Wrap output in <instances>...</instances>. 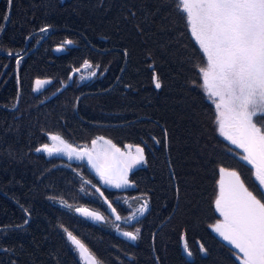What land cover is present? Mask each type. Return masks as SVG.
<instances>
[{
	"label": "trees",
	"instance_id": "obj_1",
	"mask_svg": "<svg viewBox=\"0 0 264 264\" xmlns=\"http://www.w3.org/2000/svg\"><path fill=\"white\" fill-rule=\"evenodd\" d=\"M45 25L50 30L39 32ZM0 26V246L13 249L0 252V264H81L65 228L102 264H240L209 227L218 219L219 167L238 171L250 190L257 185L217 133L200 86L205 58L175 0H0ZM65 40L73 43L57 52ZM85 60L96 76L77 83ZM37 79L50 82L33 91ZM48 133L77 148L97 137L140 146L146 163L129 174V189L109 190L85 162L36 152ZM85 181L96 199L81 191ZM125 196L148 201L137 221H123ZM105 199L123 231L140 229L136 241L114 231ZM77 207L106 220L95 224ZM25 218L23 228L12 227Z\"/></svg>",
	"mask_w": 264,
	"mask_h": 264
},
{
	"label": "snow or ice",
	"instance_id": "obj_2",
	"mask_svg": "<svg viewBox=\"0 0 264 264\" xmlns=\"http://www.w3.org/2000/svg\"><path fill=\"white\" fill-rule=\"evenodd\" d=\"M10 6L13 0H7ZM178 12L185 14L186 24L191 36L206 58V65L198 66L202 77L200 85L216 110L215 123L219 135L235 149H240L239 159L251 166L254 177V190L246 186L236 170L219 167L218 194L214 200L215 212L222 219L209 225L223 241L235 251L233 255L240 264H264V0H175ZM134 15V13H133ZM7 15L3 19L7 20ZM51 25L39 29L47 33ZM0 31H3L0 26ZM27 39V38H26ZM73 41L65 40L55 50H64V45ZM9 55H19L9 51ZM21 59H17V65ZM85 68L92 65L85 60ZM96 73H90L95 76ZM71 78V77H70ZM48 80L37 79L33 91L39 90ZM155 88H161L158 76L154 73ZM51 144L45 143L35 149L48 156L63 154L69 160H87L95 170L99 180L105 185L117 189L131 186L129 172L137 165L146 163L144 149L140 146L132 151V145H126L127 152L121 151L111 140L97 137L92 141V149H78L66 142L60 134L48 133ZM165 140L167 131L165 130ZM102 142L100 148L97 145ZM229 152L233 149L229 148ZM88 183V181H85ZM100 192V189H96ZM103 196V193H100ZM54 199V197H49ZM111 209L116 221L122 219L116 208L107 199L104 201ZM66 202L61 200V204ZM127 203V201H125ZM71 208V205H68ZM26 217L30 211L21 205ZM148 209V201L127 217L131 221L137 214L143 216ZM75 211L95 221H105L106 217L85 207ZM29 223L25 218L22 224L12 227L23 228ZM119 228V225H116ZM0 228V231H5ZM67 240L79 253L86 264H102L71 231L64 229ZM140 229L122 231L121 235L129 241L138 239ZM182 240L185 238L182 236ZM13 249L0 246V252L9 253ZM184 253L191 258L193 252L188 243H183ZM199 251L206 252L203 244ZM10 264H17L11 260Z\"/></svg>",
	"mask_w": 264,
	"mask_h": 264
},
{
	"label": "rangeland",
	"instance_id": "obj_3",
	"mask_svg": "<svg viewBox=\"0 0 264 264\" xmlns=\"http://www.w3.org/2000/svg\"><path fill=\"white\" fill-rule=\"evenodd\" d=\"M191 34V33H190ZM192 37V36H191ZM192 39H193V41L195 42V44L197 45V47L199 48V46H198V44L196 43V41H195V39L192 37ZM201 51V50H200ZM203 54V53H202ZM84 65V64H83ZM82 65V67L80 68V69H78V71H77V73L74 75L75 77H76V81H77V83H85V82H87V81H90V80H92L95 76H90V73H92V72H97L96 71V69H94L93 67H90V68H85L84 66ZM205 65H206V58H205ZM73 78V77H72ZM201 79H202V77H201ZM202 83H203V81H202ZM207 97V96H206ZM207 100L210 102V103H212V101L207 97ZM212 105L214 106V104L212 103ZM214 108H215V106H214ZM215 114H216V110H215ZM216 128H218V126H217V124H216ZM217 133H218V135H219V132H218V130H217ZM219 137L220 138H222L223 140H224V138L222 137V136H220L219 135ZM224 141H226V140H224ZM227 142V141H226ZM52 142L49 140V144H51ZM228 143V142H227ZM229 144V143H228ZM230 145V144H229ZM102 146V142H100L98 145H97V147L98 148H100ZM230 146H232L234 149H235V146H233V145H230ZM79 149H80V147H78ZM81 148H87V149H92V142L90 143V145H86V146H83V147H81ZM121 149V151H124V152H127L129 149H127L125 146L124 147H122V148H120ZM237 152H238V154H241V150L240 149H235ZM132 151L134 152L135 151V147L133 146V148H132ZM44 153V152H43ZM46 154V153H45ZM47 155V154H46ZM48 156V155H47ZM58 156H60V155H58ZM61 157L63 158V159H65V160H67L68 162H71L72 160H69L68 159V157L66 156V155H61ZM74 162H82L81 160H74ZM246 163V162H245ZM144 164H142V165H137L135 168H133L132 170H130V173L132 172V171H134L135 169H137V168H139V167H142ZM250 166V165H249ZM96 178H97V180L99 181V183L101 184V186L102 187H104V188H107V189H109V190H127V189H129L130 188V186H125V187H121V188H119V189H117V188H115V187H112L111 185H105V184H103L100 180H99V177L95 174L94 175ZM219 178H220V174H219ZM81 191L83 192V194L85 195V196H87V197H89V198H91V199H96V196H95V194L92 192V187L88 184V183H84L83 184V186H82V188H81ZM217 194H218V191H217ZM124 201H123V204L125 205V206H127V208H129L130 209V214H128V216H130V215H132L134 212H135V210L138 208V207H140L141 206V204L144 202V200L145 199H143V198H138V199H133V198H129V197H126L125 196V198L123 199ZM125 201H127V203H125ZM59 204V203H58ZM66 208H67V206H66ZM75 213H77L76 211H75ZM77 214H79V213H77ZM101 214V213H100ZM217 214V216H218V219H222L220 216H219V214L218 213H216ZM80 215V214H79ZM82 216V215H81ZM84 217V216H83ZM86 219H88V220H90L91 222H93V223H95V224H97V223H101V222H104V221H95V220H93V219H91L90 217H85ZM123 221H127L126 219H124ZM122 220H120V221H116V220H114V222H112V228L114 229V231L117 233V234H119V235H121V232L123 231L121 228H120V226H119V228H117L116 227V225H120L122 222H123ZM121 222V223H120ZM215 234V233H214ZM122 236V235H121ZM67 238V237H66ZM125 238V237H124ZM127 239V238H126ZM72 246V245H71ZM72 248H73V250H74V247L72 246ZM74 252L76 253V255H77V257H78V259H79V261L81 262V264H86V261H83V260H81V258H80V256H79V253L77 252V251H75L74 250Z\"/></svg>",
	"mask_w": 264,
	"mask_h": 264
},
{
	"label": "water",
	"instance_id": "obj_4",
	"mask_svg": "<svg viewBox=\"0 0 264 264\" xmlns=\"http://www.w3.org/2000/svg\"><path fill=\"white\" fill-rule=\"evenodd\" d=\"M8 21V20H7ZM71 77V78H70ZM69 77V81L72 79V77H73V75H71ZM74 147V146H73ZM82 149H84V148H82ZM56 155H61V154H56ZM73 159H75V158H73ZM82 161H84L85 163H86V165H87V167L89 168V170L93 173V174H96V172H95V170H93L89 165H88V163H87V160L86 159H84V160H82ZM97 175V174H96ZM98 176V175H97ZM147 211H148V209H147ZM146 211V212H147ZM145 212V213H146ZM144 213V214H145ZM142 216L141 215H139V214H137L132 220H131V222H134V221H137L138 219H140ZM183 243H184V241H182V250H183ZM183 253H184V251H183ZM185 254V253H184ZM186 255V254H185ZM186 257L187 258H189L187 255H186Z\"/></svg>",
	"mask_w": 264,
	"mask_h": 264
},
{
	"label": "crops",
	"instance_id": "obj_5",
	"mask_svg": "<svg viewBox=\"0 0 264 264\" xmlns=\"http://www.w3.org/2000/svg\"><path fill=\"white\" fill-rule=\"evenodd\" d=\"M219 189H218V185H217V191H218ZM213 232V231H212ZM214 233V232H213ZM215 235L223 242V243H225L226 245H228L227 244V242H225V241H223L216 233H215ZM231 249H232V247L230 246V245H228ZM233 251H235L234 249H232Z\"/></svg>",
	"mask_w": 264,
	"mask_h": 264
}]
</instances>
